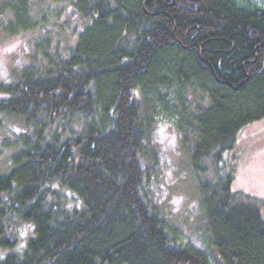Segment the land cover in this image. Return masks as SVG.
I'll list each match as a JSON object with an SVG mask.
<instances>
[{"label": "trees", "instance_id": "16d2710c", "mask_svg": "<svg viewBox=\"0 0 264 264\" xmlns=\"http://www.w3.org/2000/svg\"><path fill=\"white\" fill-rule=\"evenodd\" d=\"M54 1L85 20L76 41L62 53L44 38L0 84V115L24 126L0 172V264H212L145 190L161 115L210 174L200 202L220 264H264V201L233 190L230 160L240 129L264 118V0ZM32 7L3 0V31L40 29ZM11 221L33 228L20 252Z\"/></svg>", "mask_w": 264, "mask_h": 264}, {"label": "rangeland", "instance_id": "374dc122", "mask_svg": "<svg viewBox=\"0 0 264 264\" xmlns=\"http://www.w3.org/2000/svg\"><path fill=\"white\" fill-rule=\"evenodd\" d=\"M238 3H261L262 0H236ZM3 0H0V4ZM32 13L43 14L46 22L40 29L16 35L6 34L0 26V84L11 82L19 70L35 54V47L48 38L51 51H63L72 46L85 20L66 2L32 0ZM37 14V15H38ZM198 93L192 100H198ZM6 96L0 93V97ZM24 128L17 117L0 115V172L7 171L10 155L14 152L15 133ZM152 146L157 153V165L145 185V190L157 201L159 211L169 228L177 231L180 243L206 249L212 264L221 259L211 244L200 202V182L209 175L193 170L189 154L181 144V135L174 120L159 116L151 132ZM235 167L232 188L264 201V118L247 124L237 134ZM73 203L78 201L69 194ZM264 217V204L260 206ZM10 230L17 238L12 251L20 252L32 235L30 224L11 221Z\"/></svg>", "mask_w": 264, "mask_h": 264}]
</instances>
